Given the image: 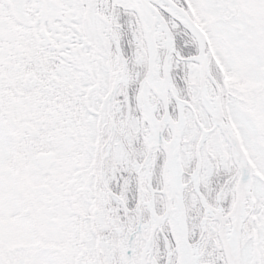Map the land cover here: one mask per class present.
Listing matches in <instances>:
<instances>
[{
    "label": "snow or ice",
    "instance_id": "obj_1",
    "mask_svg": "<svg viewBox=\"0 0 264 264\" xmlns=\"http://www.w3.org/2000/svg\"><path fill=\"white\" fill-rule=\"evenodd\" d=\"M0 264H264V0H0Z\"/></svg>",
    "mask_w": 264,
    "mask_h": 264
}]
</instances>
